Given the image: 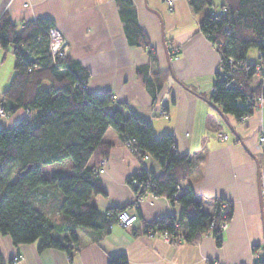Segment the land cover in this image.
Here are the masks:
<instances>
[{
	"label": "crops",
	"instance_id": "1",
	"mask_svg": "<svg viewBox=\"0 0 264 264\" xmlns=\"http://www.w3.org/2000/svg\"><path fill=\"white\" fill-rule=\"evenodd\" d=\"M127 1L147 37L146 48L129 43L121 0H0V16L7 14L17 26L42 21L59 29L70 44L69 58L87 74L90 93L112 92L117 103L150 122L157 137L174 136L179 154L191 162L187 184L204 211L213 215L218 201L231 207L222 245L210 234L189 244L169 243L140 232L143 222L178 216L180 206L152 193L135 204L129 177L143 165L155 176L163 170L150 157L142 163L108 129L103 139L111 144V151L106 171L99 175L104 194L92 197L91 203L101 212L125 208L139 217L138 222L131 228L114 225L90 231L93 243L73 257L58 249L39 250V242L16 246L10 237L0 235L5 264H12L16 256L21 257L17 264H109L119 255L128 264H253L256 250L264 259V153L259 149L264 108L236 121L230 115L222 117L207 102L221 54L201 31L200 18L186 0H176L172 6L164 0ZM153 72L169 73L162 88L153 81ZM172 73L175 81L170 82ZM14 74L12 50L0 49V105ZM30 117L19 109L1 119L0 128L11 129ZM64 165L68 169L60 171L72 174V163Z\"/></svg>",
	"mask_w": 264,
	"mask_h": 264
},
{
	"label": "trees",
	"instance_id": "2",
	"mask_svg": "<svg viewBox=\"0 0 264 264\" xmlns=\"http://www.w3.org/2000/svg\"><path fill=\"white\" fill-rule=\"evenodd\" d=\"M121 1L129 43L146 48L148 40L136 10L131 2ZM186 1L200 18L201 31L221 54L213 85L216 91L209 99L223 114L241 121L253 112L245 103L250 95L254 100L261 87L251 86L264 59V0H221L218 5L214 0ZM50 27L42 21L17 26L7 14L0 16V49H11L15 56V74L0 106L8 114L23 109L32 116L11 129L0 128V235L10 237L16 246L39 242V250L58 249L73 257L93 243L90 231L117 223V214L125 208L101 212L91 203L92 197L104 194L95 170L110 155L111 144L103 138L112 129L125 143L132 141L141 160L148 155L163 170L155 176L143 166L128 181L136 179L144 184L141 193L163 196L180 206L178 216L143 222L140 232H168L189 244L210 234L221 246L223 202L216 203L213 215L204 211L187 184L191 162L179 154L174 136L157 137L151 123L114 101L112 92L90 93L85 87L87 74L78 62L68 57L53 59L47 36ZM252 49L258 56L255 63L247 60ZM168 76L153 72L157 88ZM68 161L72 174H44ZM225 210L229 221V204ZM0 264H5L1 250ZM109 264L128 262L119 255Z\"/></svg>",
	"mask_w": 264,
	"mask_h": 264
},
{
	"label": "built area",
	"instance_id": "3",
	"mask_svg": "<svg viewBox=\"0 0 264 264\" xmlns=\"http://www.w3.org/2000/svg\"><path fill=\"white\" fill-rule=\"evenodd\" d=\"M164 1L167 2L169 6H172L176 0H164ZM47 36L49 39L50 49H51L53 58L56 59V58L68 57V53L70 51V44L68 40L64 37V35L61 33V31L55 27H50L47 31ZM261 72L262 73H260L261 74L260 76L264 77V70L262 69ZM215 91L216 90L213 88L212 92H215ZM250 97L251 95L249 96V100L247 101V103H245V106L251 107V108H260V109L264 108V80H263L261 94L258 97L254 98V100H252ZM115 99L116 97L114 96L113 100ZM7 115L8 113L5 111L4 107L0 106V120L4 119ZM247 119L248 117H244V120H247ZM132 145H133L132 141L127 142V146L131 148V151L135 154H138L139 151L135 149L134 147H132ZM259 149H261V151L263 150V153H264V132L263 131L259 138ZM138 155L141 156L140 153ZM148 158L149 156L145 155L144 159H148ZM107 162H108L107 159H101L98 164L97 169L95 170V173L98 175L104 174L106 171ZM128 184L132 188L133 191H134V188L138 189L136 192L134 191L136 200L143 199V197L148 193L147 191L144 192V194L141 193V191L144 188V184L140 183L136 179H131L130 181H128ZM227 207H228V204H223V209H224L222 212L223 221L221 223L222 231H224L228 227V224H229V221L227 220L228 212L225 210ZM163 217H159V218H163ZM117 219H118L117 223H113L111 227L114 225H118L123 228L132 227V225L136 223L138 220L136 215H130L125 210L117 214ZM146 235L149 237H161L169 243L183 242L182 237L174 236L168 232L149 231V233H147ZM254 255H255V260L253 264H264V259L259 255L257 250L255 251ZM20 261H21L20 256L19 257L16 256L13 258V263L15 264ZM214 264H220V263L217 262Z\"/></svg>",
	"mask_w": 264,
	"mask_h": 264
},
{
	"label": "rangeland",
	"instance_id": "4",
	"mask_svg": "<svg viewBox=\"0 0 264 264\" xmlns=\"http://www.w3.org/2000/svg\"><path fill=\"white\" fill-rule=\"evenodd\" d=\"M221 2V0H214V3H215V5H218L219 3ZM50 52H51V49H50ZM69 53H70V51H69ZM69 53H68V58H69ZM51 55H52V52H51ZM52 57H53V55H52ZM54 59V58H53ZM247 60H248V62L249 63H255L257 60H258V56H257V53H256V50H254V49H252L250 52H249V54H248V56H247ZM264 70V59H262V60H260V64L257 66V75H256V78H255V80H257V83H256V86L253 88L252 86V88L254 89V90H256V89H258V87L259 86H261L260 87V92H259V94H257V95H260L261 94V92H262V85H263V80H264V77H262V76H260L261 74L260 73H262L261 72V70ZM85 87L88 89V83L87 84H85ZM256 95V96H257ZM114 96L116 97V99L114 100V101H116L117 100V96L116 95H113V97L112 98H114ZM256 96H255V98H256ZM253 111L254 110H257V109H260V108H251ZM108 110H111V108L110 109H108ZM10 114H8L5 118H7L8 116H9ZM250 115H245V116H243L242 118H241V120H244V117H249ZM126 145H127V143H125ZM129 149L131 150V148L129 147ZM132 152V151H131ZM133 153V152H132ZM134 155H136L137 157H139L138 156V154H135V153H133ZM145 158V155L143 156V159L141 160L142 161V163H143V161H146L147 159H144ZM149 159V158H148ZM144 166V165H143ZM62 169H68V166H56V167H53L52 168V170H55V171H60V170H62ZM147 171V170H146ZM149 173V172H148ZM44 174L45 175H47V176H49V174H50V170L49 169H46L45 171H44ZM149 174H151V173H149ZM149 193V192H148ZM140 202V199H137V200H135V203H139ZM164 217H166V216H164ZM137 219L139 220V217L137 216ZM138 220H137V222H138ZM136 222V223H137ZM136 223H134L133 225H132V227L136 224ZM113 227V226H112ZM110 228H111V226H110ZM128 228H131V227H128ZM12 262V264H15V263H13V260L11 261ZM19 263V262H18ZM17 264V263H16Z\"/></svg>",
	"mask_w": 264,
	"mask_h": 264
},
{
	"label": "water",
	"instance_id": "5",
	"mask_svg": "<svg viewBox=\"0 0 264 264\" xmlns=\"http://www.w3.org/2000/svg\"><path fill=\"white\" fill-rule=\"evenodd\" d=\"M169 81L170 82L175 81L173 73H172V76L170 77ZM207 102L210 103L212 106H214L217 109V111L222 115V117H225V114H223L222 111L218 107H216L211 101L207 100ZM235 135H236V133H235Z\"/></svg>",
	"mask_w": 264,
	"mask_h": 264
}]
</instances>
